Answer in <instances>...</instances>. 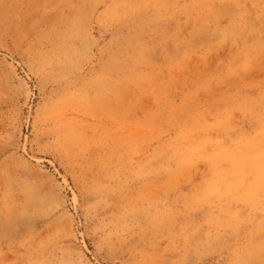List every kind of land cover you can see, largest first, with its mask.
<instances>
[{"label": "rangeland", "instance_id": "obj_1", "mask_svg": "<svg viewBox=\"0 0 264 264\" xmlns=\"http://www.w3.org/2000/svg\"><path fill=\"white\" fill-rule=\"evenodd\" d=\"M0 264H264V0H0Z\"/></svg>", "mask_w": 264, "mask_h": 264}]
</instances>
